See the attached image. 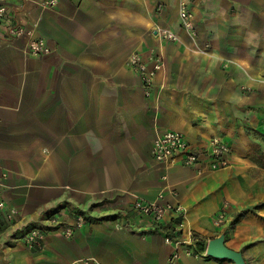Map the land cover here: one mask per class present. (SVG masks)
<instances>
[{"label": "crops", "instance_id": "0c3cea01", "mask_svg": "<svg viewBox=\"0 0 264 264\" xmlns=\"http://www.w3.org/2000/svg\"><path fill=\"white\" fill-rule=\"evenodd\" d=\"M41 1L8 0L5 23L33 27L48 54L0 35L1 197L17 210L9 223L0 216V264H234L206 258L221 234L245 264H264V0H192L195 36L180 25L179 0ZM132 52L163 58L149 96ZM166 130L199 148L217 136L229 165L157 162L152 141ZM161 191L182 206L192 245L165 242L175 219L131 210ZM76 214L86 221L70 238L48 222ZM30 227L45 231L43 250L24 246Z\"/></svg>", "mask_w": 264, "mask_h": 264}, {"label": "built area", "instance_id": "2783aa9c", "mask_svg": "<svg viewBox=\"0 0 264 264\" xmlns=\"http://www.w3.org/2000/svg\"><path fill=\"white\" fill-rule=\"evenodd\" d=\"M192 0L178 1V18L181 27L189 32L192 36L196 35L194 14L189 8ZM7 2L8 0H0V27L5 24L4 31L0 29V35L9 39L26 40V50L30 55L39 56L48 54L50 51L46 41L35 34L33 27L23 24H6L7 18ZM57 4V0H42L41 5L44 8L53 7ZM157 35L167 41L177 40L176 35L165 28H157ZM208 47V45H205ZM127 64L129 68L137 74L144 88L145 96L151 94L154 79L157 73L163 67V58L159 54H153L149 60L139 52H132ZM264 131V124H263ZM230 153L229 145L218 138L212 136L208 138L206 144L202 147H193L186 139L182 132L175 130H166L157 134L151 146V154L154 160L164 165L170 166L177 162L184 166H197L202 161L207 163L210 170L225 168L229 165L228 154ZM166 179V175L162 176ZM2 182L0 179V216L2 220L11 222L17 215L15 207L6 205L1 197ZM163 191L159 192L153 200L136 199L131 205V210L138 214L150 217L155 224H160L166 217L175 219L173 224L169 226L168 234L165 236L166 243H174L176 246L192 245L197 237L191 230H187L184 226L183 208L179 204H172L162 201ZM224 220V214L217 215L214 220L216 226H220ZM85 217L82 214H76L74 222L71 224H63L59 217L52 215L48 222L50 226L55 228L65 238L73 236L74 232L85 225ZM46 233L43 229L30 227L23 231L22 241L24 246L33 251H41L45 246ZM176 248V250L178 249ZM178 252L175 251L173 257H177ZM71 264H99L91 258H81Z\"/></svg>", "mask_w": 264, "mask_h": 264}, {"label": "water", "instance_id": "95a60500", "mask_svg": "<svg viewBox=\"0 0 264 264\" xmlns=\"http://www.w3.org/2000/svg\"><path fill=\"white\" fill-rule=\"evenodd\" d=\"M206 254L213 258H225L231 260L234 264H245L242 253L228 248L224 244V235L221 234L210 239L206 245Z\"/></svg>", "mask_w": 264, "mask_h": 264}, {"label": "trees", "instance_id": "16d2710c", "mask_svg": "<svg viewBox=\"0 0 264 264\" xmlns=\"http://www.w3.org/2000/svg\"><path fill=\"white\" fill-rule=\"evenodd\" d=\"M200 243H201V241L199 242V244H200ZM201 244H202V243H201ZM206 258H207V259H210V257H209V256H206Z\"/></svg>", "mask_w": 264, "mask_h": 264}, {"label": "rangeland", "instance_id": "374dc122", "mask_svg": "<svg viewBox=\"0 0 264 264\" xmlns=\"http://www.w3.org/2000/svg\"><path fill=\"white\" fill-rule=\"evenodd\" d=\"M223 223V222H222Z\"/></svg>", "mask_w": 264, "mask_h": 264}]
</instances>
